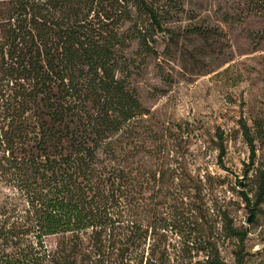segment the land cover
Segmentation results:
<instances>
[{"label":"trees","instance_id":"trees-1","mask_svg":"<svg viewBox=\"0 0 264 264\" xmlns=\"http://www.w3.org/2000/svg\"><path fill=\"white\" fill-rule=\"evenodd\" d=\"M248 9L263 14L264 0ZM163 19L147 0H0V264H227L219 242L228 238L234 264H244L247 231L217 232L202 208V179L180 150L188 131L176 125L166 143L138 130L148 111L117 75L129 42L154 53ZM145 143L168 144L172 159L162 151L149 170L135 160L156 152ZM165 175L162 217L152 195ZM259 188L264 200V173ZM168 231L183 238L172 245Z\"/></svg>","mask_w":264,"mask_h":264},{"label":"rangeland","instance_id":"rangeland-1","mask_svg":"<svg viewBox=\"0 0 264 264\" xmlns=\"http://www.w3.org/2000/svg\"><path fill=\"white\" fill-rule=\"evenodd\" d=\"M147 1L157 6L168 31L154 35V53L143 51L135 40L129 42V62L117 72L148 111L137 129L157 131L166 143L171 141L168 131H175L176 125L188 131L180 150L184 149L188 168L202 179L201 205L214 230L221 232L225 224L246 230L244 264H264V200L258 198L264 173V13L251 12L248 0ZM131 13L148 25L134 6ZM243 123L252 144L243 134ZM145 145L156 152L135 160L144 161L149 170L157 168L162 151L172 159L168 144ZM171 165L172 160L167 161ZM166 180L167 175L152 195L162 217L169 203ZM7 192L0 182V200ZM180 212V220L190 213ZM199 223L208 226L205 219ZM167 234L172 245L183 238L173 231ZM55 242V237L47 239L49 247ZM219 248L223 260L234 264L236 239H221Z\"/></svg>","mask_w":264,"mask_h":264},{"label":"water","instance_id":"water-1","mask_svg":"<svg viewBox=\"0 0 264 264\" xmlns=\"http://www.w3.org/2000/svg\"><path fill=\"white\" fill-rule=\"evenodd\" d=\"M250 218H251V215L248 217L247 222H249Z\"/></svg>","mask_w":264,"mask_h":264}]
</instances>
